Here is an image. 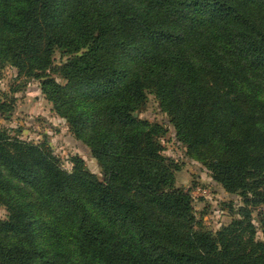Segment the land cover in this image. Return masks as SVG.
I'll return each mask as SVG.
<instances>
[{
  "label": "trees",
  "instance_id": "trees-1",
  "mask_svg": "<svg viewBox=\"0 0 264 264\" xmlns=\"http://www.w3.org/2000/svg\"><path fill=\"white\" fill-rule=\"evenodd\" d=\"M6 63L40 80L102 178L0 127V264H264V0H0ZM149 94L240 195L228 224L195 218L163 126L137 116Z\"/></svg>",
  "mask_w": 264,
  "mask_h": 264
},
{
  "label": "rangeland",
  "instance_id": "rangeland-1",
  "mask_svg": "<svg viewBox=\"0 0 264 264\" xmlns=\"http://www.w3.org/2000/svg\"><path fill=\"white\" fill-rule=\"evenodd\" d=\"M56 59L59 60L58 55ZM252 79L257 82L255 88L258 94L264 96V72L258 70ZM240 85L246 88L244 81H240ZM0 103L6 108L10 107L7 111H0V127L11 129L14 134L26 140H44L66 169L72 166L70 158L79 156L90 172L102 178L98 160L89 147L72 134L68 122L53 110L52 104L42 94L39 79L18 76L16 69L10 64L1 65ZM137 116L163 126V154L177 162L179 169L175 172V184L190 193L195 218L212 231L228 224L235 216L233 212L242 206L240 195L227 192L211 178L210 171L200 161L187 153L186 147L176 139L168 116L160 109L152 94L148 95ZM198 187L206 192H196ZM262 208L263 206H259L252 212L255 224L257 214ZM6 213V208L0 204V217L4 218ZM96 215L103 220L98 212ZM44 243L47 247L50 246L48 242ZM67 252L71 255L74 253L72 245L67 246Z\"/></svg>",
  "mask_w": 264,
  "mask_h": 264
},
{
  "label": "built area",
  "instance_id": "built-area-1",
  "mask_svg": "<svg viewBox=\"0 0 264 264\" xmlns=\"http://www.w3.org/2000/svg\"><path fill=\"white\" fill-rule=\"evenodd\" d=\"M196 192H201V193L203 194V193H205L206 191H205V190H203V188H201V187H198V189L196 190Z\"/></svg>",
  "mask_w": 264,
  "mask_h": 264
}]
</instances>
